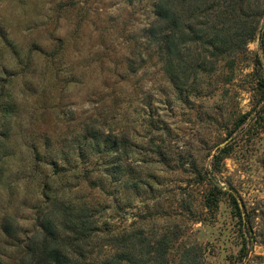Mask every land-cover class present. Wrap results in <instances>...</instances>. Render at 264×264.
<instances>
[{"label": "rangeland", "instance_id": "obj_1", "mask_svg": "<svg viewBox=\"0 0 264 264\" xmlns=\"http://www.w3.org/2000/svg\"><path fill=\"white\" fill-rule=\"evenodd\" d=\"M156 2L0 0L8 264L46 219L87 260L264 264V0H228L204 25L187 7L184 38L204 37L172 56L177 84Z\"/></svg>", "mask_w": 264, "mask_h": 264}, {"label": "trees", "instance_id": "obj_2", "mask_svg": "<svg viewBox=\"0 0 264 264\" xmlns=\"http://www.w3.org/2000/svg\"><path fill=\"white\" fill-rule=\"evenodd\" d=\"M228 0H157L155 4L156 18L152 24L153 36L157 35L161 37L163 41V47L166 51L167 61V73L170 75L171 80L177 84V80L180 79L181 71L185 70L182 65L179 66V71L174 65L172 56L176 51L183 50L187 43L194 42L197 39H202L200 32H204L201 28L191 31L194 36H191L189 40L185 39V30L182 29V16L181 14L186 11L189 6H195L192 20L197 25H204V21L200 18H207L206 14L210 12L218 11L223 6L227 8L230 6L226 3ZM234 5V4H233ZM205 7L203 12H198V9ZM206 9V10H205ZM225 13V11H222ZM172 25L171 27H169ZM188 66V65H187ZM190 66H192L190 64ZM200 65L197 66V68ZM197 70L195 71V73ZM216 171L214 169L206 170L204 172L205 179L208 176L215 177ZM207 176V177H206ZM68 221L65 223L67 224ZM65 224V225H66ZM76 235H82L79 228L71 229ZM4 231L7 234L12 232L11 225H5ZM41 235L35 236L25 246L26 250L20 259L18 264H117L119 259L123 258L122 252H117L112 256L106 258L105 261L85 259V254L79 248V241L77 239L70 238L63 239L61 231L58 226L55 225L54 220L46 219L42 225ZM133 238V235H126L122 238H117L114 243L118 246H122L128 243ZM124 245V246H125ZM163 257V256H162ZM116 261V262H114ZM0 264H8L3 255L0 253Z\"/></svg>", "mask_w": 264, "mask_h": 264}]
</instances>
